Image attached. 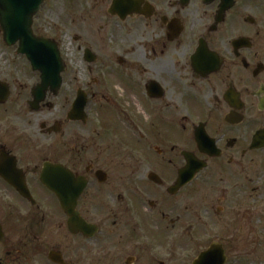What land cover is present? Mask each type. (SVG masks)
<instances>
[{"label":"flooded vegetation","instance_id":"1","mask_svg":"<svg viewBox=\"0 0 264 264\" xmlns=\"http://www.w3.org/2000/svg\"><path fill=\"white\" fill-rule=\"evenodd\" d=\"M32 31L51 59L0 30V264H264L219 228L264 193V0H43Z\"/></svg>","mask_w":264,"mask_h":264},{"label":"rangeland","instance_id":"2","mask_svg":"<svg viewBox=\"0 0 264 264\" xmlns=\"http://www.w3.org/2000/svg\"><path fill=\"white\" fill-rule=\"evenodd\" d=\"M2 48L5 46L0 40ZM235 206L231 220L225 217L219 228L234 242L235 256L239 255L241 259L264 257V193L257 190L249 199Z\"/></svg>","mask_w":264,"mask_h":264},{"label":"water","instance_id":"3","mask_svg":"<svg viewBox=\"0 0 264 264\" xmlns=\"http://www.w3.org/2000/svg\"><path fill=\"white\" fill-rule=\"evenodd\" d=\"M42 2L43 0H0V26L8 45L19 43V50L30 58L40 57L49 60L53 56L46 50L54 46L48 40L36 38L32 31L33 15ZM59 64H61V58H59ZM219 257H221L219 264H223L224 251L219 253Z\"/></svg>","mask_w":264,"mask_h":264}]
</instances>
